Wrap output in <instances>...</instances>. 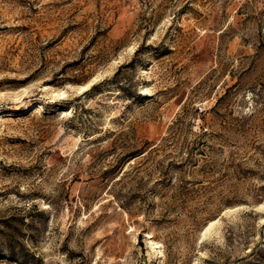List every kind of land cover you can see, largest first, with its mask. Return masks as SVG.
<instances>
[{
    "label": "rangeland",
    "instance_id": "rangeland-1",
    "mask_svg": "<svg viewBox=\"0 0 264 264\" xmlns=\"http://www.w3.org/2000/svg\"><path fill=\"white\" fill-rule=\"evenodd\" d=\"M0 50V264H264V0H0Z\"/></svg>",
    "mask_w": 264,
    "mask_h": 264
},
{
    "label": "trees",
    "instance_id": "trees-1",
    "mask_svg": "<svg viewBox=\"0 0 264 264\" xmlns=\"http://www.w3.org/2000/svg\"><path fill=\"white\" fill-rule=\"evenodd\" d=\"M193 152H192V149H190L189 150V152L187 153V156H186V158L184 159V161H192L193 160V154H192ZM142 153H132L131 155H129L128 157H129V160H132V159H135V158H137L138 156H140ZM129 160H127V162L129 161ZM121 165H119V167L120 166H122V164H123V162H119ZM125 165V164H124ZM124 167V166H123ZM131 172H132V170H129V171H124L123 173H122V176L120 177V179L118 180V182L120 183L121 181H123L124 179H126V177H128L130 174H131Z\"/></svg>",
    "mask_w": 264,
    "mask_h": 264
},
{
    "label": "bare ground",
    "instance_id": "bare-ground-1",
    "mask_svg": "<svg viewBox=\"0 0 264 264\" xmlns=\"http://www.w3.org/2000/svg\"><path fill=\"white\" fill-rule=\"evenodd\" d=\"M0 56H2V52H1V50H0ZM88 88V85H85V86H81L80 87V91H85L86 89ZM63 93H61V94H59V95H62ZM218 219H216V220H214V221H211L209 224H208V226L205 228V230H204V234L205 233H207L215 224H217L218 223ZM148 237L150 238L151 236L150 235H148Z\"/></svg>",
    "mask_w": 264,
    "mask_h": 264
}]
</instances>
